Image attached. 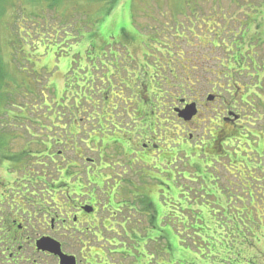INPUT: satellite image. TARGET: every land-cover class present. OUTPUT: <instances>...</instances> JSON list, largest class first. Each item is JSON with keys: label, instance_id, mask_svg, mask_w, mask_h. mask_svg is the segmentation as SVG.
Listing matches in <instances>:
<instances>
[{"label": "rangeland", "instance_id": "1", "mask_svg": "<svg viewBox=\"0 0 264 264\" xmlns=\"http://www.w3.org/2000/svg\"><path fill=\"white\" fill-rule=\"evenodd\" d=\"M51 1L0 0V201L22 189L6 193L0 228L22 199L37 211L27 180L45 211L62 177L86 184L91 168L116 180L133 152L148 158L135 178L144 201L159 203L149 217L135 206L131 219L173 247L162 264H264V0ZM199 94L202 113L185 124L175 112ZM155 141L159 149L143 148ZM60 154L81 167L57 169ZM114 238L132 246L105 229L94 264H133L111 253Z\"/></svg>", "mask_w": 264, "mask_h": 264}, {"label": "flooded vegetation", "instance_id": "2", "mask_svg": "<svg viewBox=\"0 0 264 264\" xmlns=\"http://www.w3.org/2000/svg\"><path fill=\"white\" fill-rule=\"evenodd\" d=\"M216 99H219V96H217ZM192 102L197 104L198 115L189 121H185L178 117L185 122V124L193 122L199 114L202 113L201 107L203 106V102L202 95L200 94L198 98H194L190 101L182 99L181 109ZM140 119L142 120V123L139 125L142 126L146 124V127L148 128L150 119L149 114L146 113L142 115ZM92 139L93 138L91 137H85L86 142ZM222 144L223 143H220V145ZM148 145H153L152 150L159 149L156 141L152 144H146L145 146L142 144L141 146L147 148ZM122 149H124L123 146ZM135 150L139 152L138 149ZM125 154L127 153L125 152ZM60 156L63 157L61 162L54 159L51 161L54 165H57V169L60 168V165L62 164H66L67 167H81V164L80 166L78 165L79 161L74 159L68 160L63 154H60ZM128 156H135V158L131 161L129 158L124 164L119 162L120 164L117 166L122 169L123 175H119L121 171L118 172L116 180H112L114 175L106 180L101 177L102 175L97 174L95 171L96 169L91 171V168L87 171L88 176L86 177L88 183L86 184L83 182L85 177L82 178L77 175L71 177L70 175H65L60 180L59 185L54 184V186H51L53 187L52 190H47L49 195L52 196H54V193L57 191L64 190V192L59 199L52 198L50 200L54 205L50 206V202H45V205L48 206H45V211L42 206L41 210H39L40 204L37 202L40 199L39 184L36 180H27L31 183V187H24V189L26 192H31V197L34 202L36 201L35 203H37L38 209L36 211L33 202L25 204L22 199L21 203H17L19 209H16L15 213L14 211L8 212V215H11L3 220V227L0 228V245L5 247V250H2L0 246V264H47L45 263V258L53 260L54 264H61L58 256L39 250L38 243L42 238H49L58 241L61 244L62 252L75 258V264H83L84 261L86 264L96 263L91 259L94 258V256L101 257L103 251L105 239L104 212L106 211L111 214L109 209L117 202V194H120L121 197L124 195L123 198L126 199L124 202V209L130 210L134 207L129 205L128 199L135 194V191H138L139 194L144 192V184H142L140 180L138 182L135 181V178L139 179V175H145L142 168H145L144 161L145 158H148L145 157V155L140 156L133 152L129 153ZM139 157L140 159H136ZM90 161L93 162V160ZM118 161L120 160L118 159ZM96 167L99 171L104 169L101 165H96ZM135 169L140 170L137 171ZM63 170L67 171L65 165ZM58 172L62 173L64 171ZM129 173L137 175V177H126L125 175ZM94 177H96V179ZM73 178L75 180H73ZM140 179L145 181L142 178ZM37 180H39V177ZM110 181H113L114 184H111ZM105 183H107L106 186H108L106 190H104ZM90 186L94 187L89 188ZM131 186L135 187L136 190H132ZM122 189L128 190L123 194L121 191ZM8 190L9 192L4 191L1 193L3 198L0 201V208L3 206L4 202L7 201L8 195H6V193L13 195V197H17L19 192L22 191L19 186H10ZM141 196L140 205L143 208H146L143 194H141ZM8 205L13 209L14 200L11 203H8ZM121 213L124 214V211H121ZM37 214L43 215L44 224L41 226V223H39L41 221L36 217ZM19 219H21V222L18 221ZM144 220L145 219H143V221ZM127 221L128 219L125 220V223ZM24 235H26V238H24ZM15 247H17V249H15Z\"/></svg>", "mask_w": 264, "mask_h": 264}, {"label": "water", "instance_id": "3", "mask_svg": "<svg viewBox=\"0 0 264 264\" xmlns=\"http://www.w3.org/2000/svg\"><path fill=\"white\" fill-rule=\"evenodd\" d=\"M180 117H183L187 120H191L196 114L197 109L196 105H191L183 110H177ZM38 247L41 250L49 251L61 259V264H75L74 258L64 255L61 251V245L54 240L50 239H41L38 243Z\"/></svg>", "mask_w": 264, "mask_h": 264}, {"label": "trees", "instance_id": "4", "mask_svg": "<svg viewBox=\"0 0 264 264\" xmlns=\"http://www.w3.org/2000/svg\"><path fill=\"white\" fill-rule=\"evenodd\" d=\"M59 0H52L51 2H53V3H55V2H58ZM105 1H108V2H111V4L112 5H115L116 3H117V1L118 0H105ZM137 37V36H136ZM131 38H135V37H133V35L131 36V37H124V38H122V41H129V39H131ZM121 41V42H122ZM151 41H153V42H156L158 45H163L162 44V42H160V41H157V40H151ZM166 45V44H165ZM182 57V56H181ZM0 71L2 72V63L0 62ZM0 79H1V74H0ZM217 143H219V142H217ZM243 173V172H242ZM242 173H241V175H242ZM239 223H241V222H238V223H236V228L238 229V230H240L239 228H240V225H239ZM166 233V232H165ZM168 233V232H167ZM169 234V233H168ZM174 246V245H173ZM186 246V245H185ZM185 246H184V248H185ZM171 248H173V247H171ZM204 254V252L203 251H201V254H200V256L201 255H203ZM194 258V257H193ZM209 257H207V258H205V259H201V261H205L206 260V262L208 263V264H210L209 262H210V260L208 259ZM195 259V258H194ZM183 263H187L188 264V262H185V261H179V263L178 264H183Z\"/></svg>", "mask_w": 264, "mask_h": 264}]
</instances>
